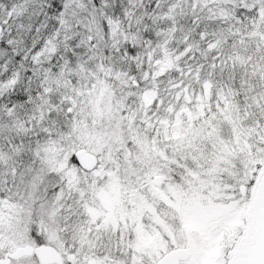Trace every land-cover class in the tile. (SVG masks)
<instances>
[{"label":"snow or ice","instance_id":"1","mask_svg":"<svg viewBox=\"0 0 264 264\" xmlns=\"http://www.w3.org/2000/svg\"><path fill=\"white\" fill-rule=\"evenodd\" d=\"M0 264H264V0H0Z\"/></svg>","mask_w":264,"mask_h":264}]
</instances>
